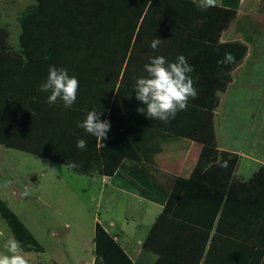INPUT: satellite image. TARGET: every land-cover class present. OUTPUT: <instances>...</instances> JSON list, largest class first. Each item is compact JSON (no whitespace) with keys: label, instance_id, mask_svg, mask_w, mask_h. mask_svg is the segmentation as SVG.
Wrapping results in <instances>:
<instances>
[{"label":"trees","instance_id":"obj_1","mask_svg":"<svg viewBox=\"0 0 264 264\" xmlns=\"http://www.w3.org/2000/svg\"><path fill=\"white\" fill-rule=\"evenodd\" d=\"M34 1L19 17V50L10 45L8 28L0 25V146L75 162L79 165L75 170L94 178L113 177L126 159L154 164L162 138L183 137L200 143L202 152L194 172L188 180L176 181L143 248L168 258L164 249L172 248L171 244L180 247L183 236H192L188 234L202 227L204 250L215 221L226 216L233 190L238 186L253 190L264 179V168L247 183L234 178L238 156L218 149L214 105L210 108L199 99H189L187 110L165 123L137 111L146 105L136 100L134 86L137 78L146 75L144 65L151 57L163 55L175 62L183 48L194 69L189 73L194 81L197 69L191 54L207 45L218 50L219 60L225 52L235 57L234 63L222 65L218 89L224 91L229 73L248 51L237 41L219 44L222 33L237 20L242 0H221L206 11L193 0ZM156 37L162 42L154 50L151 42ZM35 44L39 45L36 49ZM50 66L66 68L78 78L77 99L70 108L59 99L50 105V93L39 90ZM93 109L111 124L103 141L77 127ZM78 139L87 141L85 149L77 148ZM252 202L261 210V204ZM0 217L24 253L45 251L1 198ZM94 243V264H133L99 223Z\"/></svg>","mask_w":264,"mask_h":264},{"label":"crops","instance_id":"obj_2","mask_svg":"<svg viewBox=\"0 0 264 264\" xmlns=\"http://www.w3.org/2000/svg\"><path fill=\"white\" fill-rule=\"evenodd\" d=\"M18 1L22 4L13 14V21H9L7 17L11 16V13H0V24L8 28L10 38L12 24L17 27L18 43L11 44L9 38L10 45L17 50L21 48L22 34L19 17L28 7L35 4L34 0ZM244 1L241 2L237 20L220 38L219 44L237 41L246 45L248 49L243 61L229 73L230 81L224 91L218 89V81L222 80L224 74L222 65L217 63L218 50L200 45L191 56L197 69L194 75L198 92L196 99L210 108L214 105L213 125L218 149L238 156L234 178L247 183L264 168V45L260 44L258 47L257 42L232 38L233 27L243 12ZM220 4L221 0H217V5ZM51 14L54 13L50 12L49 15ZM257 16L258 19H262L264 13ZM38 46L35 44L34 49ZM181 50L183 53L180 55L183 54L187 58L186 48ZM223 111H227L225 125L232 130V140L225 145H221L217 134V118ZM201 152L202 145L196 141L183 137L162 138L160 152L154 157V164L126 159L113 177L102 178L104 181L107 179L118 181L123 192H132L138 195L141 201L148 203L145 208L148 211L143 210L142 214L149 216L154 208L159 212V217L176 181L188 180L191 177ZM259 183L260 185L252 187L251 191L245 186H238L233 190L232 199H229L226 208V216L215 221L204 250L202 247L206 235L202 227H196L192 234L191 232L188 234L192 236L182 235L180 247L178 245L177 248H173L171 244L172 248L164 249V254L168 258H162L159 253L143 248L156 220L146 236L137 239H134L135 233L139 232L143 217L142 219L131 217L132 221L138 224L136 226L130 227L131 220L126 221L129 234L125 233L123 227L119 228L116 225L114 228L113 223L110 227L114 229L103 225L102 227L121 245L133 264H261L264 259V179ZM252 200L261 204V210L259 205L256 207L253 205ZM94 261L95 257L91 264H94Z\"/></svg>","mask_w":264,"mask_h":264},{"label":"rangeland","instance_id":"obj_3","mask_svg":"<svg viewBox=\"0 0 264 264\" xmlns=\"http://www.w3.org/2000/svg\"><path fill=\"white\" fill-rule=\"evenodd\" d=\"M21 4L18 0H0V13H11L7 17L13 21V14ZM263 13L264 0H245L232 38L257 42L258 47L264 45V17L257 18ZM16 28L13 24L10 28L11 44L18 43ZM226 115L227 111H223L217 118L221 145L232 140V130L224 121ZM68 165L0 146V198L45 250L43 253L21 250L29 264H91L95 257L96 223L109 229L113 223L114 228L123 227L129 234L126 221L131 220L130 227L136 226L131 217H143L139 232L135 233L137 239L146 236L159 215L154 208L149 216L142 214L143 210L148 211L145 209L148 203L132 192H123L118 181L91 178ZM26 188L30 192L28 197L23 196ZM8 239H14L13 233L0 217V252L5 251L3 244Z\"/></svg>","mask_w":264,"mask_h":264},{"label":"clouds","instance_id":"obj_4","mask_svg":"<svg viewBox=\"0 0 264 264\" xmlns=\"http://www.w3.org/2000/svg\"><path fill=\"white\" fill-rule=\"evenodd\" d=\"M201 10H208L217 6V0H193ZM162 40L158 37L151 42V48L157 49ZM235 57L231 52H225L222 59L218 60L219 65L234 63ZM146 75L136 79L135 93L136 100L142 102L145 107L137 111L147 115L148 118L158 119L162 122H169L175 119L181 111H186L189 99H195L198 95L194 81L189 75L194 71L184 55H178L175 62H169L164 56L151 57L149 63L144 65ZM46 81L41 82L40 91L50 93L47 102L52 105L57 100H62L65 108H70L77 99L79 81L76 76H70L66 68L50 66ZM101 112L95 109L89 111L86 119L78 122L77 127L84 129L88 134L95 136L98 141L107 138L110 131V121L101 120ZM77 148L83 150L87 147L85 139H78ZM75 162L68 167L76 168ZM227 167V163L223 165ZM7 184V181H4ZM30 195L26 188L24 197ZM5 251L0 252V264H29L21 251V242L16 239H8L4 242ZM261 264H264L262 259Z\"/></svg>","mask_w":264,"mask_h":264}]
</instances>
